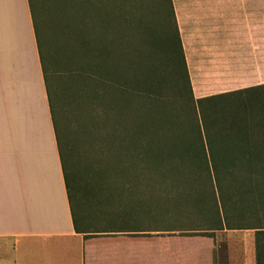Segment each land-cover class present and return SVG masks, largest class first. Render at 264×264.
I'll return each mask as SVG.
<instances>
[{
  "label": "crops",
  "instance_id": "1",
  "mask_svg": "<svg viewBox=\"0 0 264 264\" xmlns=\"http://www.w3.org/2000/svg\"><path fill=\"white\" fill-rule=\"evenodd\" d=\"M171 2L194 99L264 92V0ZM42 64L31 0H0V264H218L213 243L177 252L169 231H75Z\"/></svg>",
  "mask_w": 264,
  "mask_h": 264
},
{
  "label": "trees",
  "instance_id": "2",
  "mask_svg": "<svg viewBox=\"0 0 264 264\" xmlns=\"http://www.w3.org/2000/svg\"><path fill=\"white\" fill-rule=\"evenodd\" d=\"M124 1L127 0L118 1V5ZM85 3L89 8L92 6L91 0H77L76 6L81 10ZM161 3L164 10L167 9V14L160 23L164 31L157 25L158 21L152 18L149 20V14L143 15L137 7L136 13L123 12L127 5L119 6L120 14L108 11L103 5L92 10V18L101 23L99 27L104 31V36L107 30L111 34L107 42L101 34L96 38L85 36V26L78 27L82 54L88 55L91 60L88 67L93 84L97 88H111L109 91L113 93L116 113L129 115V129L125 132V139L128 140V148L131 144L133 151L129 152L126 161L132 159V162L140 165L141 172L145 175H158L162 182L169 179L173 181L166 191L153 189L156 194L152 199H131L126 207H139L138 211L132 208L133 213H128L125 219V213L119 212V216L114 215L112 221L107 219L106 231L94 234L156 231L157 229L142 228L131 223V219L134 221V214L151 216L161 213V207H188L189 212L191 207L207 218L208 223L202 228L189 229V232L198 231L199 235L182 237L212 238L215 252L218 253V248H225V245H216L215 232L253 230L255 264H264V92L261 99L252 105L243 101L238 104L230 101L224 106V102L220 104L218 101L255 89L194 99L172 2L162 0ZM31 8L33 27L37 34L34 20L37 9L33 0ZM91 41L94 42L93 45ZM37 42L40 48L38 37ZM45 70L49 107L56 127L50 77L42 64L44 75ZM125 72L128 78L123 80ZM105 77H110L111 83L107 84ZM168 79H173L180 86V96L186 98L182 114L184 118L190 119V123L186 124L190 126V132L193 131L192 138L187 139L185 131H180L175 126L173 120L181 116L174 114L175 109L171 106L176 101L167 102L163 99L161 87L167 84ZM197 112L199 119L196 117ZM199 123L203 124L205 141ZM58 149L71 205L70 193L74 194L75 188L74 174L68 167L67 155L61 143H58ZM123 161L124 159L120 163ZM195 176L208 180V186L201 187L196 183ZM86 189L89 193L92 192V188ZM151 207L160 209L155 208L151 212ZM120 219L125 224L117 227L114 222ZM73 224L77 233L89 237L90 231L82 228L81 223H76L74 216ZM158 230L173 234L176 231L172 227Z\"/></svg>",
  "mask_w": 264,
  "mask_h": 264
},
{
  "label": "rangeland",
  "instance_id": "3",
  "mask_svg": "<svg viewBox=\"0 0 264 264\" xmlns=\"http://www.w3.org/2000/svg\"><path fill=\"white\" fill-rule=\"evenodd\" d=\"M118 1L120 0H91L90 8L85 3L79 10L76 6L77 0H33L37 9L34 14L37 37L50 77L57 133L67 155L68 167L75 179L74 194L70 193L73 216L76 223H81L82 228L90 231L89 236L106 231L107 219L112 221L114 215L119 216V212L125 213L124 219L128 213H133L131 212L132 207H126L131 199L141 197H143L142 200L152 199V196L155 197L156 194L154 190L166 191L173 183L170 179L162 182L158 175H145L141 172L140 165L132 162V159L126 161L129 152L133 151L131 144L128 148V140L125 139V132L127 133L129 129L127 122L129 115L116 113L117 108L113 103L111 88L95 87L89 70L91 60L88 55L82 54L79 46V26L82 28L85 26L84 31L82 30L85 36L90 38L99 37L100 34L104 36V31H101L99 27L101 23L92 18L94 16L92 10H96L99 5L100 7L103 5L108 11H114L115 14H120L119 6L127 5L123 8L124 10L122 9L127 14L136 13L137 7L143 15L149 14L147 15L149 20L152 18L158 21L157 25L160 26L161 31H164L160 23L165 18L167 9L164 10L162 0H127L119 5ZM122 28L126 31L125 27L122 26ZM84 33H82L83 36ZM110 36L107 30L104 36L106 42ZM93 44L94 42L91 41V45ZM105 78L107 84L111 83L110 77ZM126 78L128 77L125 72L123 80ZM161 91L165 101H176L174 106L171 105L175 109L174 114L181 115L177 120H173L176 128L180 131L184 130L187 139L192 138L193 131L190 132V126L186 124L190 123V119L184 118L182 114L186 98L180 96V86L175 84L173 79H168L167 84L161 87ZM261 95H263L262 91L255 90L232 98L220 99L218 102L220 104L224 102V106L230 101L236 104L243 101V103L248 102L252 105L261 99ZM134 105L135 102L133 107ZM163 105L170 109L169 106ZM153 114L156 117V113L153 112ZM196 117L199 119L198 112ZM199 125L205 141L203 124L199 123ZM122 159L124 161L120 163ZM202 176L204 177V174ZM195 180L203 188L208 186V180L204 181L201 176H195ZM88 187L92 188L91 193L86 189ZM155 208L160 209V207H151V212ZM161 208V213L151 216L134 214L137 216L136 220L134 219L136 221L134 225L148 229L172 227L176 230L173 235L176 237L174 246L177 252H203L212 248V238L182 237V235H199L198 231L189 232V229L202 228L208 223L207 218L199 215L191 207L189 212L188 207ZM114 223L117 227L125 224L121 219ZM214 235L216 245H225V248H218V264H243V255L247 252L245 243L252 241L251 247L249 245L251 252L254 231H222L215 232ZM188 258L177 259L176 264H203L205 262L201 257Z\"/></svg>",
  "mask_w": 264,
  "mask_h": 264
}]
</instances>
